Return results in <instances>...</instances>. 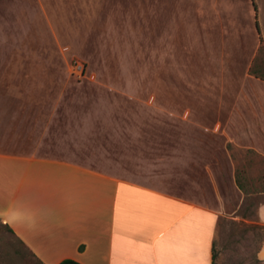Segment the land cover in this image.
Segmentation results:
<instances>
[{"label": "rangeland", "instance_id": "rangeland-1", "mask_svg": "<svg viewBox=\"0 0 264 264\" xmlns=\"http://www.w3.org/2000/svg\"><path fill=\"white\" fill-rule=\"evenodd\" d=\"M263 61L264 0H0V151L214 210L215 264H264ZM0 264L40 262L0 224Z\"/></svg>", "mask_w": 264, "mask_h": 264}, {"label": "crops", "instance_id": "crops-1", "mask_svg": "<svg viewBox=\"0 0 264 264\" xmlns=\"http://www.w3.org/2000/svg\"><path fill=\"white\" fill-rule=\"evenodd\" d=\"M258 217L264 227V203ZM218 221L202 205L70 161L0 151V224L40 264H214Z\"/></svg>", "mask_w": 264, "mask_h": 264}, {"label": "trees", "instance_id": "trees-1", "mask_svg": "<svg viewBox=\"0 0 264 264\" xmlns=\"http://www.w3.org/2000/svg\"><path fill=\"white\" fill-rule=\"evenodd\" d=\"M255 10L257 11V7L255 6ZM257 29L259 30V25L257 24ZM250 73L252 75H254L256 78L261 79L262 81H264V61L263 62H257L254 67L252 68V70L250 71ZM238 187L245 192V188L243 186V184H241V182L238 180ZM263 231V234L261 236V240L263 242V236H264V227L261 225L260 227ZM10 232H12L9 229ZM215 259H216V254H215V241H214V246H213V262L215 264ZM60 264H80L74 260H64L63 262H61Z\"/></svg>", "mask_w": 264, "mask_h": 264}]
</instances>
